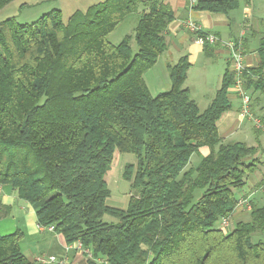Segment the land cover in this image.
Returning <instances> with one entry per match:
<instances>
[{"label": "trees", "instance_id": "1", "mask_svg": "<svg viewBox=\"0 0 264 264\" xmlns=\"http://www.w3.org/2000/svg\"><path fill=\"white\" fill-rule=\"evenodd\" d=\"M13 1L0 0V12ZM167 1L105 0L67 24L58 9L32 23L0 22V186L29 203L40 226L90 251L89 264H264V203L249 200L250 220L221 228L222 219L233 222L237 191L258 170L260 151L220 135L232 109L229 62L203 112L184 86L187 56L168 65L169 90L154 96L144 80L169 46L175 14ZM194 3L212 14L240 7ZM131 14L139 15L134 35L112 44L108 37ZM258 53L259 65L243 74L248 92L264 91V39ZM203 147L208 155L190 166ZM116 152L137 158L124 168L137 192L124 210L107 205ZM10 212L0 202V220ZM24 237L21 229L0 235V264H42L25 256Z\"/></svg>", "mask_w": 264, "mask_h": 264}, {"label": "crops", "instance_id": "2", "mask_svg": "<svg viewBox=\"0 0 264 264\" xmlns=\"http://www.w3.org/2000/svg\"><path fill=\"white\" fill-rule=\"evenodd\" d=\"M16 1V0H15ZM194 0H168L175 19L168 28V49L160 56L157 64L144 74V80L152 93L157 95L167 91L171 87L168 65H173L183 57L187 56L191 67L188 72V78L185 87L190 91V97L198 104L201 112L205 111L212 102L217 91L221 87L223 75L228 68L229 53L222 46H211V57L206 56L204 46L197 42L195 34L190 32L185 23L190 21L201 27L204 33L215 34L222 41H239L243 42L245 51V62L248 67H256L260 63L259 46L261 40L264 39V0H240V7L228 14H212L205 11H196L193 7ZM14 2V1H13ZM205 60L223 63L221 66L220 83L212 84L204 93H194L193 87L188 84L192 66L198 61ZM212 62L208 65L220 67L219 64ZM213 67V66H212ZM215 85V86H214ZM252 96V112L253 114L264 120V91L251 90ZM232 109L228 111L218 124L219 132L224 141H233L234 136L238 134L245 125V120L239 119V111L241 102L233 93L229 94ZM208 101L205 109H201L200 101ZM204 102L202 104H204ZM202 106V105H201ZM264 135V133H263ZM258 146V145H256ZM260 148V146H259ZM210 152L209 148L200 149V156H206ZM260 151L255 156L259 159L258 170L248 175V183L254 185L251 194L244 193L241 197H247L248 200H255V193L261 191L264 187V160L259 156ZM239 197V198H241ZM0 202L11 208L10 215L0 220V235L6 236L14 233L17 229L25 232V237L21 242L22 250L30 261H36L37 258L44 253H48L59 258H66L68 264H89L87 257L79 250L73 248L75 245L68 246L62 235L55 232L42 230L37 222L35 209L27 202L18 198L16 191L9 185L0 186ZM250 212L244 208H238L233 215V222L249 221ZM31 239L43 244L34 247L26 246L25 242ZM45 244V246H44ZM46 250V251H45ZM57 252V253H56Z\"/></svg>", "mask_w": 264, "mask_h": 264}, {"label": "rangeland", "instance_id": "3", "mask_svg": "<svg viewBox=\"0 0 264 264\" xmlns=\"http://www.w3.org/2000/svg\"><path fill=\"white\" fill-rule=\"evenodd\" d=\"M104 1L105 0H16L0 12V22L7 18L15 17L17 22L20 24L32 23L39 19L42 15L52 11L53 9H58L62 12L64 23L67 24L74 14H85L90 7L100 4ZM138 21V14L129 15L125 19V21L114 32L111 33V35L108 37L109 41L112 44H118L126 36H133ZM132 46L136 51L137 46L135 41L132 42ZM216 61L221 60H205V62L203 60H200L196 64H194V66H192L193 68L189 77L188 84L193 87L192 89L194 90V93L196 92L197 95L199 92H206L208 87H210L212 84L219 85L221 77V66L223 65V63H217ZM209 62H215V64H219L220 67L218 68V66H214L215 64L208 65ZM203 102L204 101H200V107L202 110L205 109L208 104L207 100L204 102V104H202ZM233 141L243 142L248 144L249 146L259 145V156L264 160V135L261 134L260 136L255 132L254 124L251 121L245 122V125L241 128L240 132L234 136ZM201 157L202 156H200V153L194 154L191 158L190 166L198 165ZM136 161L137 158L134 154L120 152L115 153L111 170L106 177L110 190V197L107 199L108 206L121 210L128 208L131 196L135 195V193L137 192L132 189L131 183L123 178V172L127 164L136 163ZM254 188V185L249 182L245 187L237 191V196L241 197V195L244 193L251 194V192L255 190ZM255 194L256 203L262 205L264 203V191L261 190L256 192ZM200 196L201 191L198 190L195 194L196 200ZM239 208H244L246 210L245 207L239 206ZM105 220L109 222L116 221V219L110 216H106ZM217 225H219V222ZM233 227L234 223L230 230H232ZM254 239L255 241H257L260 238L255 236ZM35 244L39 246L43 243L36 242L31 239H28L25 242L26 246L30 245L31 247L36 246ZM43 256L51 257L54 255L50 256V254L42 252L39 257ZM86 262L88 261H85V263Z\"/></svg>", "mask_w": 264, "mask_h": 264}, {"label": "built area", "instance_id": "4", "mask_svg": "<svg viewBox=\"0 0 264 264\" xmlns=\"http://www.w3.org/2000/svg\"><path fill=\"white\" fill-rule=\"evenodd\" d=\"M194 3V1L192 2ZM185 26L188 28L190 32L196 35L197 42L201 45L205 46L208 44L210 46L222 45L229 53V69L234 74V84L231 86L230 93L236 95L241 101V107L239 111V119L243 122L245 120H250L254 124V127L258 130H261L264 133V125L262 122L252 115L251 112V102L252 98L248 90L245 89L243 74L249 68L245 62V51L243 48V42L241 40L237 41H222L215 34L204 33L201 27L195 25L193 22H186ZM200 34H204L203 36ZM240 207H245L248 212H251L252 208L250 206L248 198L241 197L240 198ZM233 226V222L224 218L221 221V228L225 230H230ZM42 230L47 229L50 232L54 231V227L50 226L47 228L42 227ZM76 247H73L82 253H84L88 258L92 257L90 251L85 250L82 247V244L76 243L74 244ZM42 264H68L66 259H60L56 256L51 257H39L36 260Z\"/></svg>", "mask_w": 264, "mask_h": 264}]
</instances>
